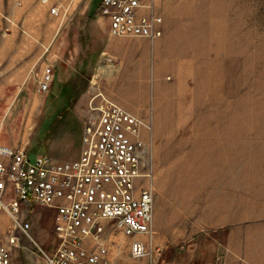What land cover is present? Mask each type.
Wrapping results in <instances>:
<instances>
[{"label": "rangeland", "instance_id": "1", "mask_svg": "<svg viewBox=\"0 0 264 264\" xmlns=\"http://www.w3.org/2000/svg\"><path fill=\"white\" fill-rule=\"evenodd\" d=\"M42 13L70 22V1L0 0V145L69 162L80 155L84 126L98 118L93 106L106 98L86 79L77 86L91 93L80 102L75 81L68 92L57 85L39 91L44 70H52L43 61L47 44L35 36L46 29ZM141 13L160 17L162 34L126 38L143 44L131 48L137 51L131 65L112 67L109 102L149 128L141 139L152 191L151 232L126 237L102 221L109 259L170 264L192 238L264 241V0H149ZM75 107L84 116L73 113ZM53 213L36 205L23 209L30 233L47 251L58 244ZM2 218L4 231L10 220ZM135 238L150 253L146 258H131ZM22 245L27 249L18 263L31 264V246Z\"/></svg>", "mask_w": 264, "mask_h": 264}, {"label": "built area", "instance_id": "2", "mask_svg": "<svg viewBox=\"0 0 264 264\" xmlns=\"http://www.w3.org/2000/svg\"><path fill=\"white\" fill-rule=\"evenodd\" d=\"M148 2L101 0L98 12L109 22L110 36L153 40L162 34V19L141 13ZM50 12L57 15L56 8ZM51 82L52 70L46 68L39 91H48ZM92 110L98 118L84 126L76 160L56 162L0 146V264H19L18 254L27 249L24 241L31 246L27 256L31 264H112L99 232L102 221H111L126 237L150 234L152 191L141 139L142 129L149 128L106 100ZM34 205L54 212L58 244L52 251L35 240L23 218V209ZM2 216L10 220L4 231ZM149 255L143 243L130 244L132 259Z\"/></svg>", "mask_w": 264, "mask_h": 264}, {"label": "crops", "instance_id": "3", "mask_svg": "<svg viewBox=\"0 0 264 264\" xmlns=\"http://www.w3.org/2000/svg\"><path fill=\"white\" fill-rule=\"evenodd\" d=\"M60 1H70L72 11L69 16L70 22L64 20L59 22L51 16H43L42 13L41 19L46 24V29L41 35L35 31V36H43L47 44L43 61L46 66L52 68L50 89L53 90L57 85L64 88L61 93L66 90L68 92V83L75 81L76 84L74 82L72 86L75 88L74 94L78 96L77 102H80L91 93L84 85L77 86L80 80L86 79L88 84L93 83V90L102 88L104 93L98 92L106 101H112V67L120 62L123 65H131V59L137 54V51L131 48L133 45L143 44L142 41L110 36L109 22L98 12L99 0ZM29 21L30 18L27 17L24 23L28 24ZM38 54L42 53L35 52V55ZM34 60L39 61L40 58L32 59ZM89 63H92V72L87 76L85 71ZM97 93L93 98L99 96ZM68 96H64L62 100L65 101ZM73 113L79 117L85 114L76 107ZM77 156L78 153L70 161ZM133 241L143 243L136 238ZM263 242L245 238H192L183 247L178 248L170 264H264V245L261 244ZM163 263L164 261L159 258L154 262Z\"/></svg>", "mask_w": 264, "mask_h": 264}, {"label": "bare ground", "instance_id": "4", "mask_svg": "<svg viewBox=\"0 0 264 264\" xmlns=\"http://www.w3.org/2000/svg\"><path fill=\"white\" fill-rule=\"evenodd\" d=\"M92 111H94V110H92Z\"/></svg>", "mask_w": 264, "mask_h": 264}]
</instances>
